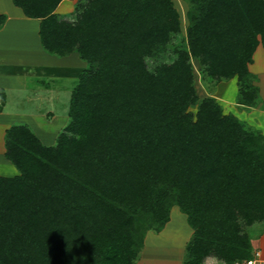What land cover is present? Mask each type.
<instances>
[{
    "label": "trees",
    "instance_id": "1",
    "mask_svg": "<svg viewBox=\"0 0 264 264\" xmlns=\"http://www.w3.org/2000/svg\"><path fill=\"white\" fill-rule=\"evenodd\" d=\"M12 1L39 18L45 51L76 52L85 67L54 145L26 124L5 131L17 174L0 175V264H132L174 205L192 228L183 264L250 259L264 135L199 97L193 64L213 84L236 78L239 106L260 103L249 64L264 44V0H187L171 49L182 32L173 0H78L67 16L62 0Z\"/></svg>",
    "mask_w": 264,
    "mask_h": 264
},
{
    "label": "crops",
    "instance_id": "2",
    "mask_svg": "<svg viewBox=\"0 0 264 264\" xmlns=\"http://www.w3.org/2000/svg\"><path fill=\"white\" fill-rule=\"evenodd\" d=\"M66 1H59L55 11L64 12ZM0 13L7 17L0 26V93L4 99L0 103V175L5 177L17 174L15 166L4 155L5 131L12 124H26L43 144L52 145L68 122L70 96L83 71V60L76 52L56 55L45 51L39 36V18L26 16L12 0H0ZM259 50L264 55V48L256 47L249 66L256 67V77L261 81L264 58L260 62L256 60ZM60 108L67 109V122L64 119L53 130L50 125L55 123V114ZM163 230L164 227L150 236L145 235V242L132 264H140L147 258L146 248L155 245L154 238ZM188 239L182 243L183 254L177 264H183ZM255 249L264 261V236Z\"/></svg>",
    "mask_w": 264,
    "mask_h": 264
},
{
    "label": "rangeland",
    "instance_id": "3",
    "mask_svg": "<svg viewBox=\"0 0 264 264\" xmlns=\"http://www.w3.org/2000/svg\"><path fill=\"white\" fill-rule=\"evenodd\" d=\"M75 2L78 0H67L64 2L65 11L60 12L56 11L59 14H64L67 16L68 13L72 12ZM174 6L178 12L181 14V34H175L171 37V41L169 43V48H173L174 46H178L182 40H180L181 35H183L184 24L186 19V9H187V0H173ZM258 48H264V44L260 43ZM169 54H164L158 60L153 61L152 59H148V65L152 68L155 64H157L161 60L170 59ZM261 58H264L262 50H259V53L256 56L257 61H261ZM83 68L85 67V62L82 61ZM193 66L195 67V76H194V85L196 89V93L199 97L213 96L217 98L219 101L222 110L224 113H231L235 115L239 120H242L253 126L256 129H259L260 132L264 135V72L261 73L262 80L260 78H256V85L259 88V94L261 95L262 101L258 103L255 107L245 108L236 104L237 100V83L236 78L227 79L225 81H220L213 84L211 81H207L201 77L200 69L197 63L194 61ZM256 68V67H255ZM255 68L250 66V70L255 72ZM264 70V69H263ZM253 72V73H254ZM256 73V72H255ZM260 83V84H259ZM195 106H190L188 110L195 111ZM56 111V110H55ZM58 114V115H57ZM56 115V121L54 124L50 125L53 130L58 128L63 120L65 119V123L67 122V109L62 111H58ZM69 119V118H68ZM60 132V131H59ZM57 133V135L59 134ZM53 133H51V136ZM57 137V136H56ZM55 142L52 144L54 145ZM171 208L169 221L164 225V230L162 234H157L158 236L154 238L156 241L153 247L146 248V256L147 258L143 259L145 261H141L140 264H177V260L182 257L183 247L182 243L186 241L188 238L190 239V234L192 233V228L188 224L186 220V214L179 208L177 205H174ZM247 234L249 235L251 241V251L252 257L256 256L257 250L255 249L257 244L260 243L262 237L264 236V222H258V224L254 223L246 229ZM157 233L153 230H147L146 234L148 236L151 233ZM153 236V235H152ZM188 239V240H189ZM172 243V245H171ZM258 259L260 258L257 257ZM147 260V261H146ZM207 262L210 263V258L207 257ZM245 260H239L233 262L234 264H244Z\"/></svg>",
    "mask_w": 264,
    "mask_h": 264
},
{
    "label": "built area",
    "instance_id": "4",
    "mask_svg": "<svg viewBox=\"0 0 264 264\" xmlns=\"http://www.w3.org/2000/svg\"><path fill=\"white\" fill-rule=\"evenodd\" d=\"M257 257H259L258 253H256L255 257H251L250 259L245 260L243 263L244 264H264V261H261Z\"/></svg>",
    "mask_w": 264,
    "mask_h": 264
}]
</instances>
